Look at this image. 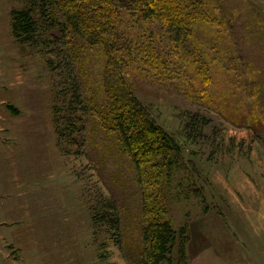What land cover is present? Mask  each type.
I'll use <instances>...</instances> for the list:
<instances>
[{
	"label": "rangeland",
	"instance_id": "rangeland-1",
	"mask_svg": "<svg viewBox=\"0 0 264 264\" xmlns=\"http://www.w3.org/2000/svg\"><path fill=\"white\" fill-rule=\"evenodd\" d=\"M207 2L229 21L198 28L185 51L161 40V65L140 50L136 66L110 71L101 47L76 40L89 115L75 143L59 145L51 55L16 41L11 12L22 1L0 0V264H128L140 247L144 195L154 194L173 227L188 228V264H264V197L240 191L264 180V0ZM201 48L207 80L191 62ZM104 81L129 90L182 149L157 188L139 181L102 126ZM197 114L209 122L205 135L188 138L183 125ZM103 199L116 206L119 229L100 224L94 235L91 210L104 211Z\"/></svg>",
	"mask_w": 264,
	"mask_h": 264
},
{
	"label": "trees",
	"instance_id": "trees-1",
	"mask_svg": "<svg viewBox=\"0 0 264 264\" xmlns=\"http://www.w3.org/2000/svg\"><path fill=\"white\" fill-rule=\"evenodd\" d=\"M21 1V7L11 12V32L17 42L48 50L51 55L46 63L52 73V126L59 145L64 141L73 145L89 115L77 78L73 53L76 40L101 47L105 66L110 71L136 66L140 50L151 62L161 65V40L170 41L174 49L180 46L179 49L185 51L186 44L197 39L198 28L220 29L225 20L229 21L221 11L211 9L207 0ZM211 34L215 36L218 31ZM138 37L148 43L139 42ZM201 49V54L193 56L191 62L195 74L207 80L209 75L205 68L209 66L203 59L206 50ZM189 53L194 54V51ZM122 87L104 81L106 104L103 111L97 112L98 117L104 129L116 135L122 150L142 177L150 170L151 176L156 178L151 182L152 177L140 176L139 181L157 188L162 184L158 183L159 178H169L170 169L175 168L182 157V149L136 97ZM198 116L192 115L183 125L188 138L193 133L205 135L204 127L209 122L201 118L199 124ZM159 199L158 194L144 195L140 247L137 254H127L128 264H188V228L183 225L175 229ZM102 202L105 212L91 210L94 235L100 224L107 225L111 231L119 229L116 206L111 200Z\"/></svg>",
	"mask_w": 264,
	"mask_h": 264
},
{
	"label": "crops",
	"instance_id": "crops-1",
	"mask_svg": "<svg viewBox=\"0 0 264 264\" xmlns=\"http://www.w3.org/2000/svg\"><path fill=\"white\" fill-rule=\"evenodd\" d=\"M261 182H262V184L260 185L259 188H257V185H256L254 180L245 181L244 182V188L240 190L241 193H244L243 198L244 199L250 198L251 201L256 202L255 200L257 197H264V180H262ZM237 202H239V201H237ZM263 202H264V200H263ZM250 209H253V205H251V204H250ZM243 210H245V208H243ZM6 261H7V259H6ZM112 264H123V262H120V261L119 262H112Z\"/></svg>",
	"mask_w": 264,
	"mask_h": 264
}]
</instances>
